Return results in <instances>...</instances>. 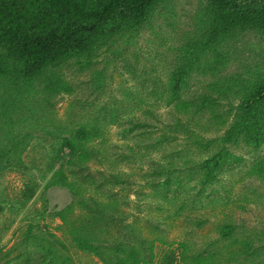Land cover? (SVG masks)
<instances>
[{"label":"trees","instance_id":"trees-1","mask_svg":"<svg viewBox=\"0 0 264 264\" xmlns=\"http://www.w3.org/2000/svg\"><path fill=\"white\" fill-rule=\"evenodd\" d=\"M173 2L174 0H0V132L5 133L0 138V171H38L36 178L26 181L16 199L18 206H12V210L17 214L33 198L38 189L37 179L47 180L45 188L66 187L72 199L62 209L55 211L56 215L65 226V233L69 235L73 245L78 250L97 257L102 264H152L157 256L155 241L162 242V237L160 235L157 239H147L134 234L132 224H120L123 231L112 225L116 220H123L117 208L118 193L113 192V186L128 184L127 177L130 174L110 171L106 176L101 171L104 178L102 181L93 178L87 161L92 158L102 164L104 160H108L109 155L101 147V143H89L100 136L98 116L84 125L78 123L73 130L62 129V132L57 130L61 128L60 125L54 127L52 124L53 117L45 109L52 103L50 98L61 91H71L68 82L62 78L61 67L77 64L79 70L88 69L94 64V58L99 56L101 47L110 48L114 57L125 54L122 48L114 45L117 41L123 40L126 45L131 43L138 33L147 27L151 28L157 15H163L167 20L177 38L176 43L168 47L174 58L168 71L167 102L175 100L176 110L183 113L186 120L179 118L166 129H175L179 123L181 131H178V127L175 131L185 135L186 142L183 149H175L170 153L166 167L163 165L164 161L158 165L153 163V173L166 177L164 181H146L148 186L156 188L155 194L158 196L169 186L173 170L171 167L175 165V161L183 163V166L192 164L189 168L185 166L184 174H198L202 183L208 182L216 179L221 172L236 168L234 163L241 161L240 156L231 152L228 143L240 144L242 140L254 149L264 143V61L261 64L247 62L244 51L237 45L247 35L264 44V0H197L196 8L189 15V22L178 31H175L176 22L169 21L166 16L167 12H171L172 17L176 16ZM263 54L264 48L260 47L258 56ZM234 61L239 71L223 74L224 68ZM103 72V69L92 71L95 91L102 87ZM133 72L134 75H139L134 69ZM148 73L150 72L145 71V76H140L136 85L137 90H145L144 96H138L140 91L125 92V101L130 102L132 97H139L141 102L145 99L155 100L157 88L154 86L157 80ZM198 76L204 78L198 80ZM191 82L202 84L206 91L184 95L182 91L188 93ZM219 98L228 100L225 113L234 110L235 115L222 135L203 141L204 136L197 132L196 123L206 113L207 120L218 117V107L221 105ZM189 115L193 116L189 118ZM136 120L121 133L122 138L129 134L128 136L134 135L138 139L132 146L125 144V149H121L119 153L110 154L113 160L133 164L143 160L145 156L152 159L153 153L164 150L165 146L177 139L178 135L170 138L166 134L152 139L150 135L155 127L146 121H139V118ZM182 120L186 123L183 124ZM126 121L131 122V119ZM4 123L20 125L18 133L7 134L13 132V129H4L1 126ZM187 123H192V126L188 125L186 128ZM133 127L137 130L135 134L132 133ZM34 129L45 131L52 138L64 135L61 146L52 147L51 153H46L43 157L44 164L36 163V159H29L27 162L22 155ZM186 144L204 148L207 153L210 148L215 149L204 159L193 162L192 158L183 154L189 151ZM63 152H67L64 157ZM162 158L166 160L167 155L164 154ZM263 164L259 161L254 172H259ZM88 178L90 186L96 192L103 188L105 182L110 185L107 199L101 200L94 195L85 197L79 191V185L88 181ZM175 179L179 184V176ZM75 206L82 215L69 220L71 215H75ZM1 210L3 207L0 205ZM41 227L29 223L20 243L23 245L18 255L21 260L13 264L70 263V259L61 255L57 248L59 245L65 248V245L46 228ZM109 227L116 229L122 239L117 236L108 237ZM35 230L37 233H34ZM218 230L220 237L217 242L228 248L234 246L236 251L224 254L225 248L218 246L215 241L207 245L211 249L196 252L190 251L186 244H181L180 263L210 264L218 255H223L221 260L224 264H241L260 259L264 252V228L254 232L227 224L218 227ZM129 232L132 235H126ZM13 250L12 247L5 255ZM176 261L175 251L169 248L163 251L158 264H176Z\"/></svg>","mask_w":264,"mask_h":264},{"label":"rangeland","instance_id":"rangeland-1","mask_svg":"<svg viewBox=\"0 0 264 264\" xmlns=\"http://www.w3.org/2000/svg\"><path fill=\"white\" fill-rule=\"evenodd\" d=\"M172 4L176 16L172 17L171 12H167L166 16L169 21L176 22L175 31H178L186 22H189V15L196 8L198 2L197 0H174ZM166 21L163 15H157L151 28L147 27L138 33L131 43L126 45V42H122L123 40L117 41L114 45L119 49L122 48L125 54L114 57L110 48L101 47L99 56L94 58V64L90 65L91 67L88 69L79 70L77 64L61 67L62 78L68 82L67 85L71 91H61L52 96L50 98L51 105L45 109L53 117L54 127L60 125L61 128L57 130L61 132L62 129L73 130L72 128H75L78 123L84 125L98 116L97 125L100 128V136H96L92 140L89 139V143L90 145L101 143V147L105 148L109 155L108 160H104L102 164L92 158L87 161L93 178L102 181L104 178H102L101 171H104L106 176L110 171L130 174L127 177L128 184L122 187L113 186V192L118 193L117 208L121 212L120 216L123 220H116L112 225L123 231L120 224H132L134 226L132 230H135L134 234L147 239H157L161 235L162 242L155 241L154 249L157 256L152 264H158L163 251H167L169 248L175 251L176 264H182L179 254L181 244H186L190 251L196 252L209 248L207 245L211 241H215L218 246L225 248L224 254L236 251L234 246L228 248L217 242L220 237L218 227L233 224L254 232L264 228V164L260 167L259 172H254L255 167L259 166V161L264 163V143L258 149L247 146L242 140H240V144L239 142L237 144L228 143L231 152L240 156L241 161L234 163L233 166L236 165V168L221 172L214 180L202 183L198 174L185 175L183 169L185 166L191 167L192 164L183 166V163L175 161V165L171 167L173 170L170 173L171 180L167 190L162 191L158 196L155 194L157 193L156 188L153 189L147 185V180L164 181L166 178L153 173L155 166L153 163L158 165L159 163L163 164L164 161L163 165L166 167L170 160V153H173L175 149H183L186 142L185 135L178 132L181 131L179 123L175 129L170 131L166 129L168 125L179 118L186 120L185 115L176 110L175 100L167 102L169 94V90L166 89L168 71H170V63L174 58L168 47L174 45L177 38L172 27ZM237 45L244 51L247 62L261 64L264 61V54L261 57L258 56L259 48H264V44L257 42L252 36H245ZM94 69H103L104 71L102 87L96 91L93 89L92 79ZM133 69L139 75H134ZM145 71H149L151 76L157 80L154 86L157 88L155 100L145 99L144 102H141L139 97H132L130 102L125 101V92L140 91L138 96H144L145 90H137L136 85L140 76H145ZM233 71H239L235 61L230 62L229 66L224 68L223 74ZM201 78L204 77L198 76V80ZM205 91L202 84L191 82L188 93L183 91L182 93L184 95L192 92L198 94ZM219 103L221 105L218 107V117L207 120L208 113H206L196 123L197 132L204 136L203 141L222 135L229 121L235 115L234 110L225 113L227 99L219 98ZM192 116L189 115V118ZM128 118L131 119V122L126 121ZM137 118L139 121H146L155 127L150 135L152 139L162 134H166L170 138L178 135L177 139L165 146L164 150L161 149L153 153L152 159L145 156L143 160L140 159L133 164L113 160L110 154L119 153L121 149H125L126 145L132 146L138 139L134 135L128 136L129 134L128 137L122 138L121 133L124 128L131 127L132 122H136ZM195 118L196 116H194ZM185 120L181 122L184 124ZM188 125L192 126V123H187L186 128ZM1 126L6 130L13 129V132H7L9 135H16L20 128V125L11 123L9 125L4 123ZM148 127L151 129V126ZM177 127L180 130L176 132ZM1 132L0 138L5 135ZM135 132L137 130L133 127L132 133L135 134ZM63 136H53L52 138L47 136L45 131L34 129L29 145L22 153L23 158L27 162L29 159H36V163L44 164L43 157L46 153H51L52 147L61 146ZM186 145L189 151L183 154H186L189 159L192 158L193 162L204 159L215 149L212 147L207 153L204 148ZM66 153L63 152L62 157L66 156ZM164 154L167 155L166 160L162 158ZM37 173L36 169H30L24 173L14 169L0 171V205L3 207V210L0 211V264H13L21 260L18 255L23 245L20 243L23 240V232L29 223L46 228L65 245V248L61 245L57 248L61 255L70 259L69 264H102L97 257L80 251L73 245L69 235L65 233V226L61 224L56 215L55 211L62 209L72 199V195L66 187L45 188L47 180L37 179V182L39 181L38 189L33 198L17 214L15 210H12V206H18L16 199L26 181L29 178H36ZM176 176H179V184L176 182ZM90 185V178H88V181L79 185V191L85 197L94 195L101 200L107 199V195L110 193L108 183L105 182L103 188L97 192ZM105 188L106 191H104ZM75 211V215H71L69 220H75L80 217V214L82 215L76 206ZM109 228L108 237L117 236L122 239L116 229ZM36 231L34 233H37ZM126 235L132 234L129 232ZM12 247L14 250L9 255H5ZM30 249L33 247L30 246ZM222 258L223 255H218L216 260L210 264H224ZM258 262L264 263V252L258 261H245L241 264H259ZM225 264H235V262H225Z\"/></svg>","mask_w":264,"mask_h":264}]
</instances>
